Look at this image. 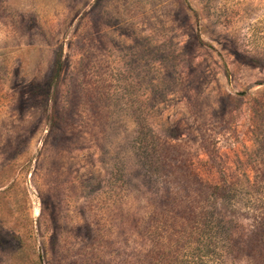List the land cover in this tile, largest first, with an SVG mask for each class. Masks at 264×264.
Wrapping results in <instances>:
<instances>
[{
	"label": "rangeland",
	"instance_id": "rangeland-1",
	"mask_svg": "<svg viewBox=\"0 0 264 264\" xmlns=\"http://www.w3.org/2000/svg\"><path fill=\"white\" fill-rule=\"evenodd\" d=\"M187 179L264 218V0H0V264H137Z\"/></svg>",
	"mask_w": 264,
	"mask_h": 264
},
{
	"label": "trees",
	"instance_id": "trees-1",
	"mask_svg": "<svg viewBox=\"0 0 264 264\" xmlns=\"http://www.w3.org/2000/svg\"><path fill=\"white\" fill-rule=\"evenodd\" d=\"M61 68L59 54L57 77ZM134 148L153 178H168L164 164L170 163L163 155L165 145L151 127L141 129ZM181 184L182 190L167 197V205L147 223L145 237L150 247L137 264H217L226 256L244 257L247 264H264V218L247 233L236 221L221 217L220 211L214 209L219 201L226 202L228 198L223 188L208 192L206 186L198 185L201 190H197L191 179Z\"/></svg>",
	"mask_w": 264,
	"mask_h": 264
}]
</instances>
